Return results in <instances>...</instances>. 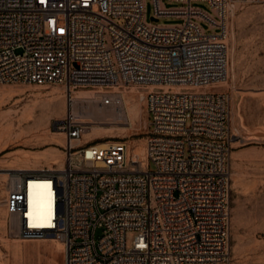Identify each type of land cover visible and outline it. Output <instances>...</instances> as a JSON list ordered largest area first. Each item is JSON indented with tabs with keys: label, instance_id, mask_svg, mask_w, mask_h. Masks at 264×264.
<instances>
[{
	"label": "built area",
	"instance_id": "2783aa9c",
	"mask_svg": "<svg viewBox=\"0 0 264 264\" xmlns=\"http://www.w3.org/2000/svg\"><path fill=\"white\" fill-rule=\"evenodd\" d=\"M170 1L183 5L152 0L158 21L148 22L145 0H0V84L57 85L67 99L54 124L64 168L10 171L12 236L63 241L67 264H232L230 98L208 88L229 76L231 17L258 0ZM168 17L183 23H160ZM130 86L146 90L144 160L122 139L84 142L74 108L78 90H103L113 105L110 89ZM31 178L50 184L47 227L30 222Z\"/></svg>",
	"mask_w": 264,
	"mask_h": 264
},
{
	"label": "rangeland",
	"instance_id": "374dc122",
	"mask_svg": "<svg viewBox=\"0 0 264 264\" xmlns=\"http://www.w3.org/2000/svg\"><path fill=\"white\" fill-rule=\"evenodd\" d=\"M145 2L147 20L152 22V0ZM162 2L166 8L183 5L170 0ZM192 5L212 13L207 2L195 1ZM160 23L176 25L183 20L168 17L160 19ZM201 25L207 33L220 32L219 28L211 30L205 22ZM227 43L228 79L208 89L226 93L230 98L232 264H264V0L236 10L229 21ZM82 90L94 91H78ZM110 90L133 91L130 95L135 97V103L125 115L128 124H102L93 131L88 128L84 142L122 139L135 149V154L141 151L142 158L150 131L146 101L141 98L146 90L135 86ZM52 96L56 100L50 106L47 102ZM66 111V91L61 86L0 84V264H67L63 241L47 238L35 242L12 236V219L6 209L10 170L49 169V162L58 169L64 164L66 157L61 146L65 145V135L55 130L54 124L64 118ZM149 168L155 171L153 163ZM136 234L127 233L128 246ZM102 235L103 230L99 229L97 239ZM35 243L40 244L37 251L24 249L18 254L13 250V244ZM50 244L56 247L48 249Z\"/></svg>",
	"mask_w": 264,
	"mask_h": 264
},
{
	"label": "bare ground",
	"instance_id": "6f19581e",
	"mask_svg": "<svg viewBox=\"0 0 264 264\" xmlns=\"http://www.w3.org/2000/svg\"><path fill=\"white\" fill-rule=\"evenodd\" d=\"M103 90L102 91H77L74 93L75 105L74 108L78 111L84 118L87 119V123L91 124L88 126L89 130L93 131L100 127L102 124H122L127 125L128 122L125 119L126 113L130 111L131 106L135 103V97L130 95V91L125 93V91H116L120 94L119 102L113 105H105L103 104ZM145 93H141V98H144ZM56 100L55 96H52L48 100V104H51ZM127 113V114H128ZM62 139V135H60ZM59 139V142H62ZM65 143V142H64ZM106 142H100V144H105ZM131 156H137L139 160H144L146 157V148L143 157L141 151L137 150L136 154L135 149L130 146ZM65 166L64 164L59 165L58 170H62ZM18 170H24L19 169ZM11 171V170H10ZM13 181L15 179H12ZM52 193L50 192V184L47 183L45 178H31L29 186H28V211L30 216V222L32 225L36 226H49L51 223L52 217ZM13 223V221H12ZM54 238V237H47ZM44 238V239H47ZM56 239V238H55ZM30 241H37L41 239H25ZM57 240V239H56ZM65 244V243H64ZM56 247L54 244H50L47 248ZM40 248V244H27L25 246H21L20 244H13V250L15 253H22L24 249H33L37 251ZM59 248V247H58ZM65 250H67V245L65 244Z\"/></svg>",
	"mask_w": 264,
	"mask_h": 264
},
{
	"label": "crops",
	"instance_id": "0c3cea01",
	"mask_svg": "<svg viewBox=\"0 0 264 264\" xmlns=\"http://www.w3.org/2000/svg\"><path fill=\"white\" fill-rule=\"evenodd\" d=\"M47 166L49 167V169H50V170L54 168V166H53V165H51V163H50V162L47 164ZM26 169H28V168H26ZM58 169H59V168H58Z\"/></svg>",
	"mask_w": 264,
	"mask_h": 264
},
{
	"label": "water",
	"instance_id": "95a60500",
	"mask_svg": "<svg viewBox=\"0 0 264 264\" xmlns=\"http://www.w3.org/2000/svg\"><path fill=\"white\" fill-rule=\"evenodd\" d=\"M152 20L158 21V19H156V18H153V17H152ZM67 253H68V252H67Z\"/></svg>",
	"mask_w": 264,
	"mask_h": 264
}]
</instances>
